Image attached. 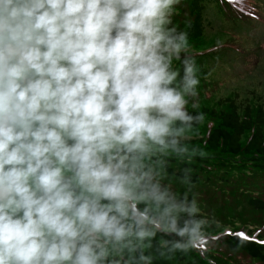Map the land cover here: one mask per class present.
I'll return each instance as SVG.
<instances>
[{
	"label": "clouds",
	"instance_id": "obj_1",
	"mask_svg": "<svg viewBox=\"0 0 264 264\" xmlns=\"http://www.w3.org/2000/svg\"><path fill=\"white\" fill-rule=\"evenodd\" d=\"M179 3L0 0V264H152L157 234L207 251L191 169L183 194L164 180L205 156Z\"/></svg>",
	"mask_w": 264,
	"mask_h": 264
},
{
	"label": "rangeland",
	"instance_id": "obj_2",
	"mask_svg": "<svg viewBox=\"0 0 264 264\" xmlns=\"http://www.w3.org/2000/svg\"><path fill=\"white\" fill-rule=\"evenodd\" d=\"M233 1L237 8H243L251 16L237 14L239 10L232 8V0H205L203 34L200 39L189 41L200 79L197 89L199 108L196 109L199 111L202 108H210L215 109L218 115L227 112L228 99L235 101L242 114L247 106L256 109L264 103V0ZM189 2L190 0H180L173 17V23L184 31L192 19ZM255 15L256 17H252ZM174 67L182 68L180 61H174ZM191 104L192 100L189 99L188 108ZM215 126H218V121L206 117L205 123L199 127V135L193 133L194 138L189 142L204 150L205 159L207 156L221 157L217 153L208 154L209 149L204 146L207 139L205 137H208ZM250 137L251 134L246 135L245 142ZM201 138H204V142H201ZM234 170L235 168H232V171ZM200 177L205 178L206 174ZM164 180L181 194L188 187L181 180L167 174ZM213 187L215 189L212 190L211 185L202 179V184L193 185L189 193L190 199L193 194L196 196L200 216L209 221L204 229L206 236L214 231H235L248 235L242 226L254 228L264 225V211L253 209L246 204V199L251 194L249 186H246V192L238 193L236 201H226L222 190ZM225 193L229 196L230 190ZM254 193L263 195L259 188H255ZM256 231H259V228ZM262 233L264 234V228ZM224 251L210 253L214 264H257L242 252L230 256ZM173 263L185 264V260L173 259Z\"/></svg>",
	"mask_w": 264,
	"mask_h": 264
},
{
	"label": "trees",
	"instance_id": "obj_3",
	"mask_svg": "<svg viewBox=\"0 0 264 264\" xmlns=\"http://www.w3.org/2000/svg\"><path fill=\"white\" fill-rule=\"evenodd\" d=\"M203 1L205 0H190L189 2L192 17L186 30L189 41L198 40L203 34L205 28L203 11L206 7ZM221 7L225 9L222 5ZM226 102L229 111L219 113V115L215 109L202 108L199 111L188 108L192 114L197 111L203 112L205 118L218 121V126H215L208 137H205L207 139L204 146L208 147V154L217 153L221 157L207 156L205 159L206 157L196 156L191 162H182L173 158L169 161L166 174L181 180L182 169L190 168L192 185H201L204 179L207 184L211 185L212 190L215 189L213 186L222 190L226 201H236L238 193L246 192V186H249L248 190L251 194L246 199V204L253 209L264 211V103L258 105L256 109L247 106L242 114L234 100L228 99ZM248 134H251V137L245 142L244 139ZM201 139H203L201 142H204V138ZM232 168L235 170L232 171ZM205 174V178L200 177ZM255 188L261 189L263 195L254 193ZM228 190H230L229 196L225 193ZM242 227L248 235H241L240 232L235 231L209 232L206 240L201 242L207 250L209 249L203 255L201 254L203 247H201L199 250L193 248L186 253L179 250L167 253L165 249V255L161 256L159 241L174 239V237H166L163 234H157L153 247L146 251L153 256L152 264H174L173 259L178 258L184 259L185 264H208V261H212L210 253L222 252L223 249L229 250L224 251L227 255L234 256V253L242 252L255 263L264 264V234L262 233L264 225L254 228ZM258 228L259 231H256Z\"/></svg>",
	"mask_w": 264,
	"mask_h": 264
},
{
	"label": "snow or ice",
	"instance_id": "obj_4",
	"mask_svg": "<svg viewBox=\"0 0 264 264\" xmlns=\"http://www.w3.org/2000/svg\"><path fill=\"white\" fill-rule=\"evenodd\" d=\"M237 2H238V0H237ZM241 235H243V233H241Z\"/></svg>",
	"mask_w": 264,
	"mask_h": 264
}]
</instances>
